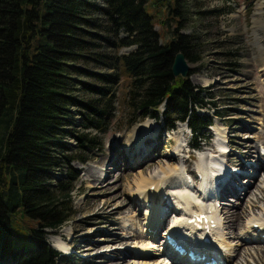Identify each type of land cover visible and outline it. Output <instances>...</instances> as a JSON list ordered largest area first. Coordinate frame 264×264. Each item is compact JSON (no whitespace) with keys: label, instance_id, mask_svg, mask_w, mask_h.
Wrapping results in <instances>:
<instances>
[{"label":"trees","instance_id":"1","mask_svg":"<svg viewBox=\"0 0 264 264\" xmlns=\"http://www.w3.org/2000/svg\"><path fill=\"white\" fill-rule=\"evenodd\" d=\"M185 1H153V8L165 10L161 15L147 8L150 0H0V180L4 172L10 175L8 182L4 180L7 188L0 185V260L70 262V256L51 246L49 235L76 215L73 192L80 171L74 163L86 164L103 146L102 136L116 114V87L121 81L117 71L92 73L98 85L76 80L73 74L80 68L71 61L91 59L120 69L130 79L127 100L133 108L132 122L150 117L161 120L168 130L186 122L195 148L215 117L232 115L217 108L216 95L208 88L193 84V72L186 79L173 74L179 51L189 62L202 60L195 37L181 33L187 18ZM223 1L225 7L210 12L229 14V5L236 1ZM173 22L178 26L163 41L156 26L171 27ZM91 36L117 51L134 49L115 57L103 53L89 57L82 52L99 46ZM224 57L231 65L239 60L232 48ZM76 81L83 87H74ZM73 89L92 96L80 99ZM199 108L214 112L201 113ZM77 113L79 117L74 116ZM70 136L76 144L66 139ZM18 210L33 221L29 245L14 244Z\"/></svg>","mask_w":264,"mask_h":264},{"label":"rangeland","instance_id":"2","mask_svg":"<svg viewBox=\"0 0 264 264\" xmlns=\"http://www.w3.org/2000/svg\"><path fill=\"white\" fill-rule=\"evenodd\" d=\"M153 1L155 0H150V5L147 8L151 12L160 11V14L164 15L165 10L152 7ZM235 1L234 4L229 5L230 13L224 15L210 12L225 7L223 0L185 1L184 12H186L187 18L183 20L185 24L181 33L195 37L194 41L200 44L197 52L202 57V60L197 63L190 62V66H192L190 72H193L190 79L194 85L208 88L216 95L217 108L226 114H232L228 117L214 118L213 126L206 133V137L210 136V138H202L199 149H191L186 146L188 141L192 143L193 138L190 128L183 122H178L176 128L170 130L165 128L161 120L156 121L150 117L132 122L134 119L133 108L127 100L130 79L120 69L109 68L101 62L91 59L81 58L70 62L71 65L80 68L73 74L76 80L98 85L100 82L94 74L116 73L117 71L121 75V81L116 87V114L107 132L102 136L103 146L86 164L74 163L80 171L79 182L73 192L76 215L56 234L49 235L52 247L57 238L56 235H62L69 243L68 250H65V253L62 252L70 256V262L66 264H104L102 261L106 258L110 259L115 251L123 252L121 256L127 258L128 264H145V262L148 264H171L168 256L162 250L166 237L164 230L178 215L176 214L178 212L175 213L177 204H174L173 197L169 199L165 193L166 203L169 206L172 204L174 207L168 212L163 225L158 228L157 237H149L148 212L151 211L152 205L150 202L144 204L142 197H138L135 186L136 178L142 172L147 178L158 179L164 177L165 172H169L171 169L183 171V166L194 170L192 173L194 176L198 170L197 163L200 160V155L205 157L216 155L215 158L225 160L226 166L230 170H242L243 174L245 173L235 180L237 185L244 187L241 194L234 197L231 193L228 195L229 197L218 202L217 208L221 209L223 205L234 206V211H244L241 224L231 229L229 228L231 223L224 220L220 210V218L224 221L223 230L228 232L229 235L226 236L228 240L232 241L231 248L234 251L230 260H222V264H264V242L251 240L255 235L262 234V229L253 230L257 223L252 222L257 219L264 221V73L260 69L261 66L259 67L256 63L260 60V55L253 32L257 7L264 0ZM261 18H264V13ZM171 24V27L156 26V29L162 34L163 41H168L171 38L172 29L178 26V23L175 22ZM90 29L95 33L105 34L100 28L92 27ZM90 39L99 43V46H92L89 51L82 52L89 57H95L94 53L109 54L112 55L111 57H115L129 53L134 49V47H124L117 51L103 39L92 36ZM231 48L239 57L236 65L226 62L227 59L224 60L225 54ZM103 60L110 61L109 58H103ZM76 82L74 87H83L78 83L79 81ZM73 91L74 95L80 99L92 96L85 90L73 89ZM72 111L76 112L77 109L74 108ZM199 111L211 114L214 112L212 108H199ZM74 116L79 117L78 113ZM137 116H141V113H137ZM146 120L151 124L152 130L157 132V135L155 137L153 135L146 136L140 148H138V141L135 138L127 143V135L131 131L133 134L138 128V124ZM79 128L78 126L73 130L76 131ZM181 129L184 131V135L177 138ZM119 137L121 139L118 141ZM66 139H69L72 144H76L71 136ZM212 144L217 146V149L213 148ZM222 144L227 146V152L224 154L220 152ZM112 145L117 147V151L112 150ZM215 149L218 150V153L213 152ZM251 149L254 152L248 153V150ZM124 152L128 154V157ZM138 155L139 158H137ZM166 156H174L176 162L164 160ZM143 158L147 160H142ZM107 160L109 162H104ZM120 164L121 167L117 168V165ZM252 169L254 175L251 176ZM91 170L98 172L97 176L103 172L105 173L103 177L108 176L106 179L101 177V182H106L107 179H111V181L104 183L105 185L99 183L97 178L89 176L88 172ZM119 175H122L121 179H119ZM192 175L190 172L187 174L186 171L183 173L184 180L189 178V181L187 179L185 181L191 186V188L188 186L186 190L190 188L197 194L200 185H198V179H193ZM1 179V187L7 188V183L4 180L8 182L10 175L4 172ZM232 192L235 193L234 190ZM257 198L260 199L255 203ZM107 200L111 201L109 203L113 207L125 201L127 207L114 215H109L111 210L106 213L97 211L98 207ZM17 213L20 217L13 221L14 244L29 245L31 244L29 229L33 221L22 214L20 210ZM138 233L144 234L141 237L143 243L134 237ZM114 236L119 238L112 241ZM145 245L150 247L147 256L135 254L136 248L139 249ZM255 249H257L256 252H259L260 258ZM0 264H7L6 259L0 260ZM58 264L65 263L58 262Z\"/></svg>","mask_w":264,"mask_h":264},{"label":"bare ground","instance_id":"3","mask_svg":"<svg viewBox=\"0 0 264 264\" xmlns=\"http://www.w3.org/2000/svg\"><path fill=\"white\" fill-rule=\"evenodd\" d=\"M263 13H264V2H261L259 6L257 7V17L254 19L253 32L255 35V44L258 45L259 47V55H260V60H258L256 63L259 65V67L261 66L260 69L264 73V18H261ZM147 121L148 120L139 123L138 128L135 130V132L131 134L132 132L131 131L127 135L128 136L127 137L128 139L126 141L127 143L132 138H135L138 141L137 146L138 148H140L146 136L153 135L155 137L157 135V132L155 133V131L152 130L151 124L147 123ZM184 125L186 126V124ZM181 135H184V131L182 129L178 132L177 138L181 137ZM120 139L121 137L118 138V141ZM211 146L213 148L215 147L214 144H212ZM135 148L138 150L137 147ZM220 148L224 150L222 154L227 152V146H224L222 144L220 145ZM216 149L213 152L218 153V150ZM112 150L117 151V147H114L112 145ZM127 151L128 150L126 149V152ZM126 152H124V154L125 156L128 157V154H126ZM253 152L254 150L252 149L248 150V153H253ZM160 156H163V155L160 154ZM215 156L216 155L205 157V156L200 155V160L197 163V169L200 175L202 176L200 188L198 189L199 194L198 192L196 194V192L194 193V191L192 192L190 190L191 186L185 181L187 178L184 180L183 173L185 170L187 172H190L191 174L194 173V170L187 169V166H183L184 168L183 171L180 169H171L169 172L168 171L165 172L164 177H159L158 179L147 178L146 175L144 176L142 172L139 174V177L136 178L135 186H136V193L138 197H142V201L144 202V204L147 202H150V204L152 205L151 211L148 212L149 219H148L147 229L150 230L148 231L149 237H153V238L157 237L158 228L163 225L168 215V212L170 211L171 208L174 207V205L171 204V206H169L166 203V199L164 197L166 193L167 198L169 199L170 197L174 198V204H177L175 206L176 208L175 213L178 212L176 213L178 215H176L175 217L176 219H173L171 224L167 225L165 230H168L169 234H175L177 237L185 239L187 241V244L189 245V249H192V250L193 248L197 249L202 254H206L208 257H215V259L218 260L216 263H210L208 262L207 259L206 260L202 259L198 262H191L190 258L187 255H179L173 250L169 251L167 246H165V248H163L162 251L166 256H168L169 252L174 254L175 261L172 262L173 264H177V263L179 264H205L204 262H208L206 264H219L221 263L222 260L229 261L231 255L234 252L231 248L232 241L228 240L226 236L228 232H225L223 230L224 221H222V219L220 218V210H221V214L224 216V220L231 223V226L229 225L230 226L229 228L231 229L241 224L244 211H239V212L234 211L235 209L234 206H224L223 205L221 209L219 207L217 208V206L220 200L226 199V197L230 195L231 193H232L231 195L234 197L239 196L241 194V191L244 190V187L239 186V184L237 185L235 183V180L241 175H244L245 173L243 174L242 170H241L242 172L241 171L240 172L229 171L228 168L226 167L225 160L221 159L222 160L221 161L220 158L217 159L218 157L215 158ZM137 158H139V155L137 156ZM142 160H147V159L143 158ZM164 160L166 161L168 160L170 162H174V161L176 162V158L174 156H169V157L166 156ZM104 162H109V160L104 161ZM118 167H121V164L117 165V168ZM150 167L152 166L150 165ZM224 169H227V172L225 174L226 179L222 178ZM177 170H180L181 172ZM88 173H89V176L97 178V181L103 185H105L104 183L111 181V179L110 180L107 179L106 182H101V177L104 179L108 177V176L103 177V175L105 174L104 172L101 173L99 176H97L98 172H94L92 170L89 171ZM122 175H119V179H121ZM195 175L196 173L194 174V176ZM252 175H254L253 169L251 172V176ZM188 186H190V188L186 190ZM232 190H234L235 193H233ZM258 199L260 198H257L255 203L258 202ZM109 202L111 203V201L107 200L100 207L97 206L98 207L97 211L106 213L108 210H111L109 212V215H114L118 213L119 211L124 210L127 207L125 206L126 205L125 201L118 203L116 207H113V205L110 204ZM167 208H168V211H166ZM206 209H208V211ZM195 211H198L199 215L209 212L211 214L212 219H214L216 223V227H213L210 230L208 229L197 230L201 236L209 237L211 241L208 244H203L198 239H196L195 237L196 226L193 223H188V215ZM259 220L257 219L253 221L252 223L254 224L257 223L256 225H260L261 223H264V221H259ZM200 224L203 225L202 223ZM255 234L257 233L255 232ZM143 236H144L143 233H138L134 237L136 239H140V241H142L143 243V239L141 238ZM118 238H119L118 236H114L113 240L112 239L111 240L114 241V240H117ZM213 239L220 240L219 248H216L213 246V243H212ZM251 240L252 241L258 240V241L264 242V237L262 235H255L253 238H251ZM68 244L69 243L66 241V239L62 235L57 237L55 240V247L62 251L68 250ZM149 249L150 247L147 245L141 246L139 249L137 248L135 249L136 251L135 254L139 253L140 256H147V251ZM256 251L257 249H255V252ZM256 253H258V256L260 258L259 252H256ZM122 254L123 252L115 251L113 256L110 259L106 258L102 262L104 264H128L127 258H122L121 256ZM145 264H148V263L145 262Z\"/></svg>","mask_w":264,"mask_h":264},{"label":"water","instance_id":"4","mask_svg":"<svg viewBox=\"0 0 264 264\" xmlns=\"http://www.w3.org/2000/svg\"><path fill=\"white\" fill-rule=\"evenodd\" d=\"M192 69L186 55L183 51L176 53L172 65V71L175 77H182L186 79Z\"/></svg>","mask_w":264,"mask_h":264}]
</instances>
